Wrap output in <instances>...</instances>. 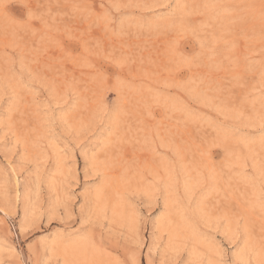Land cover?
Returning a JSON list of instances; mask_svg holds the SVG:
<instances>
[{
	"label": "rangeland",
	"instance_id": "1",
	"mask_svg": "<svg viewBox=\"0 0 264 264\" xmlns=\"http://www.w3.org/2000/svg\"><path fill=\"white\" fill-rule=\"evenodd\" d=\"M0 264H264V0H0Z\"/></svg>",
	"mask_w": 264,
	"mask_h": 264
},
{
	"label": "bare ground",
	"instance_id": "2",
	"mask_svg": "<svg viewBox=\"0 0 264 264\" xmlns=\"http://www.w3.org/2000/svg\"><path fill=\"white\" fill-rule=\"evenodd\" d=\"M5 213V212H4Z\"/></svg>",
	"mask_w": 264,
	"mask_h": 264
}]
</instances>
